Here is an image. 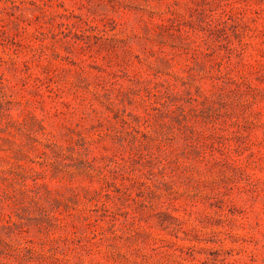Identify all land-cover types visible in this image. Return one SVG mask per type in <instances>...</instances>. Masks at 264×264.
Wrapping results in <instances>:
<instances>
[{
    "label": "rangeland",
    "instance_id": "rangeland-1",
    "mask_svg": "<svg viewBox=\"0 0 264 264\" xmlns=\"http://www.w3.org/2000/svg\"><path fill=\"white\" fill-rule=\"evenodd\" d=\"M0 264H264V0H0Z\"/></svg>",
    "mask_w": 264,
    "mask_h": 264
}]
</instances>
